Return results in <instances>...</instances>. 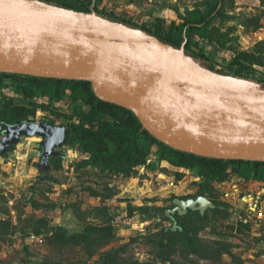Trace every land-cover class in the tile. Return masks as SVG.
Listing matches in <instances>:
<instances>
[{"label": "rangeland", "instance_id": "374dc122", "mask_svg": "<svg viewBox=\"0 0 264 264\" xmlns=\"http://www.w3.org/2000/svg\"><path fill=\"white\" fill-rule=\"evenodd\" d=\"M89 14L113 21L115 27L120 24L138 32L134 36H92L91 40L149 46L154 41L143 33L141 25L158 20L168 26L179 25L190 14H194L195 19L204 17L208 25L200 24V27L204 26L210 37L193 35L197 44L190 50L183 47L184 43L179 49L168 46L172 51L169 61L238 80L246 90L264 91V0H93ZM254 57L260 63L254 62ZM236 59L241 63L236 65ZM192 87L178 86L183 92H190ZM5 99L16 104L28 102L10 88L0 89V101ZM32 101L40 105L36 109L35 122L46 119L63 127L78 122L74 105L87 110L81 100L75 104L67 98ZM233 105L240 110L264 109V102L238 101ZM37 142V138H22L0 158V220H8L15 226L11 236L0 235V257L4 264H43L44 261L100 264V255L113 252L141 264H170L161 262L164 252L153 241L145 239L174 224L165 214L173 209V199H194L202 192L215 204L213 210L206 211L205 219L198 221L194 216L191 223L193 229L197 228V239L203 248L224 245L241 257L243 264L258 260V254L264 253V183L229 173L223 183L204 184L197 168H178L160 160L157 147L150 148L148 161H161L159 165L140 167L122 176L81 165L87 156L65 146L66 154L61 157L59 169L54 168L55 160H51L49 170L42 175L37 169L40 161ZM249 196L262 211L259 222L256 217H247ZM73 205L83 214L73 212ZM109 217L115 225V239L102 246L92 259H87L77 248L58 250L46 246V231L41 232L36 223L37 219H43L48 227L61 225L68 232H76L88 222L98 224ZM240 224L248 225L249 229L241 228ZM181 250V247L170 250L168 257L178 263L184 262ZM191 259L209 264L195 256ZM217 264L234 263L224 255Z\"/></svg>", "mask_w": 264, "mask_h": 264}, {"label": "water", "instance_id": "95a60500", "mask_svg": "<svg viewBox=\"0 0 264 264\" xmlns=\"http://www.w3.org/2000/svg\"><path fill=\"white\" fill-rule=\"evenodd\" d=\"M90 14L53 4L0 0V73L91 83L101 101L131 111L157 141L174 150L219 160L264 162V109L240 110L233 103L264 102V91L246 90L235 79L179 66L168 45H123L92 36L137 35ZM152 59L155 69L141 60ZM179 85H192L190 92ZM22 138H37L38 171L66 154L65 127L47 120L0 122V158ZM148 161L147 163H151ZM166 215L204 216L214 204L204 196L174 199Z\"/></svg>", "mask_w": 264, "mask_h": 264}, {"label": "trees", "instance_id": "16d2710c", "mask_svg": "<svg viewBox=\"0 0 264 264\" xmlns=\"http://www.w3.org/2000/svg\"><path fill=\"white\" fill-rule=\"evenodd\" d=\"M42 1L67 10L86 14L90 13V7L93 2V0ZM194 16V14H190L188 19L179 25L172 23L168 26L163 20H158L155 23L143 24L140 29L154 42L163 43L174 49H179L184 43L183 47L186 50H190L197 44L192 39L193 35L198 34L201 38L210 37L204 27L208 25V19L204 17L195 19ZM108 22L114 23L109 20ZM200 24L205 25L200 27ZM254 59V62H259V59L255 57ZM240 63V60L236 59L235 64L238 65ZM210 68L212 69L213 67ZM4 88H10L14 93L20 94L28 100L25 104H16L11 99L0 101V122L8 125L35 122L36 109L40 106L32 101L36 98H47L50 101L67 98L73 104L77 100L83 101L87 110L74 105V114L77 116L78 122L71 123L65 127V146L69 150L87 156L81 162L83 166L96 168L101 172L112 175L128 176L137 168H149L159 165L161 161L147 163L150 148L157 147L160 160H166L178 168H197V174L204 184L223 183L228 178L229 173L264 183V162L219 160L169 148L154 139L142 127L131 111L99 100L93 93L91 83L87 81L37 78L0 73V89ZM47 121L55 125L53 121ZM52 160H55L54 168L59 169L61 157ZM229 167L230 170L228 172ZM205 191L207 192V188H205ZM199 196H204V193L202 192ZM73 209V212L78 211L83 214L76 205H73ZM207 214L205 212L204 216H201L198 212L188 211L184 216H179L178 214L169 215V219L173 220L174 224L171 227L161 229L157 233L148 235L145 240L153 241L164 252L165 257L161 256V262L170 264H202L191 259V256H195L200 261L217 264L222 261L224 255H228L234 264H243V259L228 251L224 245H220L215 249H206L199 244L197 228L193 229L191 223L194 220V216L197 217L198 221H201L207 217ZM36 223L40 225L41 232L46 231L44 234L46 246L58 250L77 248L83 252L87 259H92L102 246L109 244L115 239V225L110 217L98 224L88 222L81 230L76 232H68L60 225L48 227V224L43 219H37ZM239 226L246 230L249 229L248 225L240 224ZM14 230L15 226H12L11 222L0 220V235L9 236L13 234ZM177 247L182 248L181 255L185 260L182 263L173 261V259L168 257L170 250ZM119 254V252H113L100 255V264H141L135 260L123 259ZM0 264L4 263L0 262ZM43 264L52 263L44 261Z\"/></svg>", "mask_w": 264, "mask_h": 264}, {"label": "built area", "instance_id": "2783aa9c", "mask_svg": "<svg viewBox=\"0 0 264 264\" xmlns=\"http://www.w3.org/2000/svg\"><path fill=\"white\" fill-rule=\"evenodd\" d=\"M247 209H246V213H247V217L250 219L251 217H256L257 222L261 221L262 218V211L261 209H258L256 206V203L254 201V199L249 196V200L247 202Z\"/></svg>", "mask_w": 264, "mask_h": 264}, {"label": "crops", "instance_id": "0c3cea01", "mask_svg": "<svg viewBox=\"0 0 264 264\" xmlns=\"http://www.w3.org/2000/svg\"><path fill=\"white\" fill-rule=\"evenodd\" d=\"M19 174H21V173H19ZM260 185H263V184H260ZM9 204L11 205V203H9ZM12 226H14V225L12 224ZM258 255H259L257 258L258 260L255 259L253 262H249V263H245V264H264V253L260 252ZM252 259H254V257H252ZM0 262L4 263L2 257H0ZM34 264H38V263H34Z\"/></svg>", "mask_w": 264, "mask_h": 264}, {"label": "bare ground", "instance_id": "6f19581e", "mask_svg": "<svg viewBox=\"0 0 264 264\" xmlns=\"http://www.w3.org/2000/svg\"><path fill=\"white\" fill-rule=\"evenodd\" d=\"M170 60V59H169ZM146 66H148L149 68H152V69H155L156 68V65L154 63V61L152 59H142L141 60Z\"/></svg>", "mask_w": 264, "mask_h": 264}, {"label": "flooded vegetation", "instance_id": "af4514ba", "mask_svg": "<svg viewBox=\"0 0 264 264\" xmlns=\"http://www.w3.org/2000/svg\"><path fill=\"white\" fill-rule=\"evenodd\" d=\"M191 199V198H190ZM193 199V198H192ZM195 199V198H194ZM186 200V199H185ZM174 208V207H173Z\"/></svg>", "mask_w": 264, "mask_h": 264}]
</instances>
